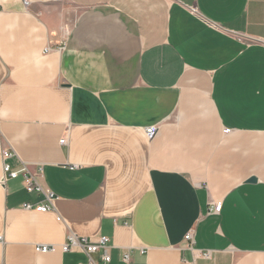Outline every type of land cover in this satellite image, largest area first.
Returning <instances> with one entry per match:
<instances>
[{
  "label": "crops",
  "instance_id": "crops-1",
  "mask_svg": "<svg viewBox=\"0 0 264 264\" xmlns=\"http://www.w3.org/2000/svg\"><path fill=\"white\" fill-rule=\"evenodd\" d=\"M69 234L109 264H264V0H0V264L86 262Z\"/></svg>",
  "mask_w": 264,
  "mask_h": 264
},
{
  "label": "built area",
  "instance_id": "built-area-1",
  "mask_svg": "<svg viewBox=\"0 0 264 264\" xmlns=\"http://www.w3.org/2000/svg\"><path fill=\"white\" fill-rule=\"evenodd\" d=\"M27 4L28 1H25ZM190 10L198 15H201L198 8L196 6H192ZM216 25V24H215ZM230 128H226L225 132H230ZM147 135L149 137H152L155 133V127H147L146 129ZM67 140V137L64 136L61 138V143H65ZM3 157L8 158L12 156L13 152L10 150L4 149L3 152ZM43 168H39L37 173L42 174ZM34 173L31 171L30 167L26 164H23V166L19 169H13L12 166L8 163H5L3 166V176L1 178V181L4 183L8 178H17L21 174L24 176V183L29 192H43L45 195V201L39 202L38 204H33L31 202H25L22 205V208L25 210H37V211H42V212H47L52 210L53 208V202L55 200V194L52 190L49 188H44L39 180H38V174ZM221 202H217L214 205V211H220L221 210ZM185 239L190 242V245H192L195 240H194V232L190 230L187 232L185 235ZM109 242V237L107 236H101L97 241H90L86 237H80L75 234H69L67 237V240L62 243L61 248L63 251H78L82 250L84 251L87 256L88 260L84 263L80 264H96V261L94 260L93 253L99 250L100 248H104V252L102 254V259L104 261V264H109L111 261V255L109 254L107 250ZM57 249L56 244H36V250L39 252H49V251H55ZM205 255L209 256L210 251H208ZM130 251L128 250L124 254V260L127 262H130Z\"/></svg>",
  "mask_w": 264,
  "mask_h": 264
},
{
  "label": "water",
  "instance_id": "water-1",
  "mask_svg": "<svg viewBox=\"0 0 264 264\" xmlns=\"http://www.w3.org/2000/svg\"><path fill=\"white\" fill-rule=\"evenodd\" d=\"M256 180H257L256 177H252V178H250V181H256Z\"/></svg>",
  "mask_w": 264,
  "mask_h": 264
}]
</instances>
